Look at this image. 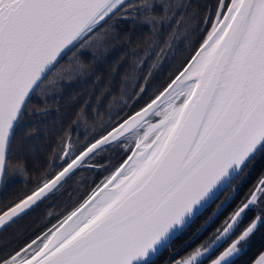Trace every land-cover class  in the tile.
<instances>
[{
    "label": "snow or ice",
    "instance_id": "snow-or-ice-1",
    "mask_svg": "<svg viewBox=\"0 0 264 264\" xmlns=\"http://www.w3.org/2000/svg\"><path fill=\"white\" fill-rule=\"evenodd\" d=\"M189 7L192 15L199 10L189 0H0V185L15 126L50 73L63 79L83 72L77 53L114 39L113 23L125 13H147L148 23L164 25L175 15H169L171 9ZM157 9L162 10L159 16L153 15ZM214 13L213 19L205 12L211 28L195 55L154 98L117 119L78 154L66 134L59 170L46 169L30 192L0 209L2 231L64 195L74 170L86 161L122 140L134 145L101 184L46 232L0 256V264H156L161 252L212 204L216 207L193 235L223 220L171 264H237L257 234L264 236V174L224 215L235 200L236 182L264 161V0H216ZM182 23L183 13L176 19V25ZM175 35L173 28L157 59ZM147 44L152 47L154 41ZM66 56L68 62L61 65ZM15 168L24 170L21 164ZM254 208L259 211L248 220ZM258 264H264V254Z\"/></svg>",
    "mask_w": 264,
    "mask_h": 264
},
{
    "label": "trees",
    "instance_id": "trees-1",
    "mask_svg": "<svg viewBox=\"0 0 264 264\" xmlns=\"http://www.w3.org/2000/svg\"><path fill=\"white\" fill-rule=\"evenodd\" d=\"M127 2L139 3L140 0H127ZM157 2L168 1L157 0ZM169 2L182 4L185 0ZM189 2L199 8L195 15H192L193 7H189L186 11L182 8H174L170 10L169 15L173 12L175 15L164 25L148 23L144 19L147 13H125L113 23L114 39H108L99 49L89 47L77 53L79 60L85 65L83 72H74L63 79L56 78L52 73L49 74L42 87L32 94L23 117L15 126L7 156L5 182L0 189V209L30 192L35 186L36 178L46 169L48 173L59 170L64 164L60 157L66 134L70 137L75 153L78 154L84 146L109 130L117 119H124L147 103L184 66L207 32L199 33L197 30L199 20L202 18L201 14L206 6H214L216 0H189ZM181 13L184 15V23L176 25V19ZM161 14V9L153 12L156 16ZM173 28L176 29V35L170 41L171 47L157 59L156 53ZM148 41H154L152 47H148ZM75 51L73 49V52ZM175 54H177L176 58H174ZM71 55L72 53L68 54ZM68 56L61 61V65L68 62ZM154 61L155 67H153ZM61 65H58V68ZM48 79H54L55 83L49 84ZM141 85H144L143 91ZM124 87L129 92L128 102L124 107L121 104L110 119L111 102ZM132 146L133 144L122 140L119 145L108 148L93 160L86 161L102 167L87 166L76 169L75 174L67 181L65 186L67 191L64 195L45 201L17 220L15 224L0 231V256L18 250L19 247L51 228L61 215L70 211L118 166L129 153L128 148ZM18 164L23 165V172L16 170L15 166ZM262 174H264V161L257 162L242 181L236 182L237 191L233 193L235 200L224 215L232 211L246 197ZM229 191L230 189L222 192L220 198L223 199ZM67 193H70L71 197ZM219 202L220 200L216 201ZM215 207L216 204H212L198 220L179 234L170 247L161 252L156 264H165V262L171 264V261L178 260L199 246L224 218L221 216L216 220V223L203 235H193ZM257 211L259 209L254 208L249 213L248 220ZM263 250L264 236L258 233L237 260V264H251Z\"/></svg>",
    "mask_w": 264,
    "mask_h": 264
},
{
    "label": "rangeland",
    "instance_id": "rangeland-1",
    "mask_svg": "<svg viewBox=\"0 0 264 264\" xmlns=\"http://www.w3.org/2000/svg\"><path fill=\"white\" fill-rule=\"evenodd\" d=\"M166 1L169 2L171 0H166ZM132 82L133 81H131L130 84H132ZM128 97H129V92L127 91V88L126 87L122 88L121 93L116 98L113 99V102H111V108H109V118L110 119H111V116H113L116 113V109H119V107H121V104L123 107L125 106V104L128 102V99H129ZM262 254H264V250L254 259V261L251 264H258V262L261 260ZM185 256H187V254ZM181 257H184V256H181Z\"/></svg>",
    "mask_w": 264,
    "mask_h": 264
},
{
    "label": "flooded vegetation",
    "instance_id": "flooded-vegetation-1",
    "mask_svg": "<svg viewBox=\"0 0 264 264\" xmlns=\"http://www.w3.org/2000/svg\"><path fill=\"white\" fill-rule=\"evenodd\" d=\"M215 5H216V3H215ZM215 5L214 6H212V5L211 6H206L204 8V10H203V12L201 14V17L202 18H200L199 25L197 26V30H198L199 33H202V32L205 33L209 29L211 23L210 22H207V23L205 22L204 15H205V12L207 11V14L214 19L215 18V13H214ZM209 7L212 9V11H208V8ZM174 56H175L174 58H176L177 57V54H175ZM62 155H63V152H62ZM91 164H93V163H91ZM93 165H97V164H93Z\"/></svg>",
    "mask_w": 264,
    "mask_h": 264
},
{
    "label": "water",
    "instance_id": "water-1",
    "mask_svg": "<svg viewBox=\"0 0 264 264\" xmlns=\"http://www.w3.org/2000/svg\"><path fill=\"white\" fill-rule=\"evenodd\" d=\"M210 28H211V25H210L209 29H210ZM206 35H207V32H206L205 36H206ZM205 36H204V37H205ZM203 39H204V38H203ZM202 42H203V40L201 41V43H202ZM199 45H200V44H199ZM197 48H199V46H198ZM197 48H196V49H197ZM195 52H196V50L193 52V54L190 56V58H189L188 60H190L191 57H192L193 55H195ZM188 60H187V61H188ZM186 63H187V62H186ZM186 63L184 64V66L186 65ZM184 66H183V67H184ZM183 67H182L180 70H182ZM180 70H179V71H180ZM166 85H167V84H166ZM166 85H165V86H166ZM165 86H164V87H165ZM162 89H163V88H162ZM162 89H161V90H162ZM161 90H160V91H161ZM157 94H158V93H157ZM153 98H154V97H153ZM145 104H146V103H145ZM145 104H144V105H145ZM144 105H143V106H144ZM143 106H141L140 108H142ZM140 108H138L137 110H135L134 112H132V113L129 114L128 116L133 115L135 112L139 111ZM128 116H126L125 118H127ZM125 118H124V119H125ZM151 122H155V119H153V121H151ZM109 130H110V129H109ZM144 130H147V129L145 128ZM103 134H104V133H103ZM142 134H143V133L141 132V135H142ZM98 138H99V137H97L96 139H98ZM92 142H94V140H93ZM90 143H91V142H90ZM132 147H134V145H133ZM82 150H83V149H82ZM131 154H132V153L129 151V153L125 156V158H124L119 164L123 163V161H124L125 159H127V157H128L129 155H131ZM89 164H90V165H93V164H91V163L86 162V166H85V167H87V165H89ZM119 164H118V166H119ZM118 166H117V167H118ZM78 168H79V167H78ZM114 170H115V169H114ZM114 170H113V171H114ZM74 171H75V170H74ZM103 181H104V180H103ZM99 184H101V183H99ZM96 186H97V185H96ZM96 186H95V187H96ZM95 187H94V188H95ZM94 188H93V189H94ZM0 189H1V185H0ZM91 191H92V190H91ZM91 191H90V192H91ZM90 192H89V193H90ZM29 243H30V242H29Z\"/></svg>",
    "mask_w": 264,
    "mask_h": 264
}]
</instances>
